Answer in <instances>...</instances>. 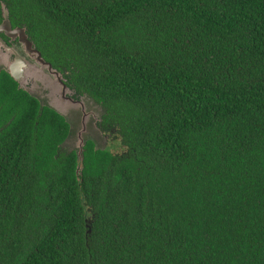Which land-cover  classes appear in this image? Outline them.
<instances>
[{
    "label": "trees",
    "instance_id": "1",
    "mask_svg": "<svg viewBox=\"0 0 264 264\" xmlns=\"http://www.w3.org/2000/svg\"><path fill=\"white\" fill-rule=\"evenodd\" d=\"M3 1L123 151L3 71L0 264H264V0Z\"/></svg>",
    "mask_w": 264,
    "mask_h": 264
},
{
    "label": "water",
    "instance_id": "2",
    "mask_svg": "<svg viewBox=\"0 0 264 264\" xmlns=\"http://www.w3.org/2000/svg\"><path fill=\"white\" fill-rule=\"evenodd\" d=\"M3 10L4 21L0 25V32L6 31L8 34L20 36L30 58L17 52L15 57L3 55L0 44V70L10 74L18 83L19 89L36 98L42 107H49L65 118L70 125V134L61 146L68 153L76 151L80 163L84 161L88 141H93L96 149L108 148L107 140L113 133L102 130L100 126L106 109L90 95H81L68 85L65 73L44 59L42 53L28 39L26 30L13 29L10 11L5 4ZM8 53H13L11 48H8Z\"/></svg>",
    "mask_w": 264,
    "mask_h": 264
},
{
    "label": "flooded vegetation",
    "instance_id": "3",
    "mask_svg": "<svg viewBox=\"0 0 264 264\" xmlns=\"http://www.w3.org/2000/svg\"><path fill=\"white\" fill-rule=\"evenodd\" d=\"M0 4H1V7H0V18H1V21H0V25L3 23L4 21V10H3V4L6 5V3L3 1V0H0ZM7 6V5H6ZM8 7V6H7ZM9 9V8H8ZM10 11V9H9ZM13 15L11 14L10 12V20H11V23H12V27L13 29L15 28H24L26 30V34L28 35V39L33 42V45L34 47L39 50L41 53H42V56L44 57V59L47 61V62H50L43 54V52L41 51L40 47H38V42L35 40V36L29 31V29L26 27V26H19V25H16L15 24V20L16 18L12 17ZM20 36L18 35H11V34H8L6 31H2L0 32V44L1 45V49L2 51H4L3 55L4 54H8L12 57H15V53L17 52L19 55L20 54H26V56L28 58H30L29 56V53L26 52L25 48H24V45L23 43L21 42L20 40ZM4 42V43H2ZM8 48H11V51L13 53H8ZM51 63V62H50ZM4 70H0V75L1 73L3 72Z\"/></svg>",
    "mask_w": 264,
    "mask_h": 264
},
{
    "label": "rangeland",
    "instance_id": "4",
    "mask_svg": "<svg viewBox=\"0 0 264 264\" xmlns=\"http://www.w3.org/2000/svg\"><path fill=\"white\" fill-rule=\"evenodd\" d=\"M105 135H109L107 133H104ZM107 144L109 147L113 146V151L114 152H122L123 148L121 147V144L116 140L113 135H109V139L107 140Z\"/></svg>",
    "mask_w": 264,
    "mask_h": 264
}]
</instances>
